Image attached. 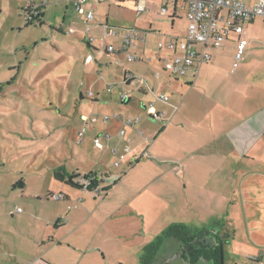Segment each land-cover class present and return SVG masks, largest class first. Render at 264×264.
<instances>
[{
  "label": "rangeland",
  "instance_id": "obj_1",
  "mask_svg": "<svg viewBox=\"0 0 264 264\" xmlns=\"http://www.w3.org/2000/svg\"><path fill=\"white\" fill-rule=\"evenodd\" d=\"M114 5L112 1L98 4L94 25L103 22L106 16L110 23L116 24L115 8L109 11ZM168 8L171 12V5ZM65 13L64 0H0V264H9L10 261L17 264L15 258L20 260L21 253L31 246L29 239L44 230L37 217L49 206L47 202L53 200L45 195L58 192L52 189L60 183L52 176L56 166L64 164L67 169L78 168L81 177L85 171L92 167L94 170L100 164L114 170L109 152L93 146V133H87L83 143L77 144L81 115L107 114L126 118L140 113L138 117L143 118V125L148 126L151 122L146 112L122 105L119 96L125 91L131 97V103L154 101L151 94H138V88L147 91L146 83L150 84V81L158 92L156 94L170 98L167 104L156 101L155 107L160 111H171V115L166 114L171 124L191 118L192 112L195 113L200 105L195 104L196 98L206 99L214 92L218 97L233 98L243 92L251 95L255 90L264 96V22L261 18L245 26L248 44L237 68L232 67L235 50L231 53L217 49L216 70L221 72L223 79L215 80L219 85L212 84L205 90L200 85L190 87L184 79L163 72L161 63L151 58L156 53L162 55L157 47L161 39L149 36L145 45L141 43L130 50L138 55L145 50L150 58L142 54L140 60L125 61L124 55L115 57L105 53L108 41L115 46L112 37L104 40L103 45L98 44V51H94L81 34L82 26L77 29L74 26L73 32H66L71 24L63 20ZM177 13L185 17L183 10ZM154 14H157L156 6L149 15L142 17L150 21ZM157 18L164 20L165 28L170 22L166 16ZM94 25L92 33L101 35V30ZM175 26L178 29L175 27L174 35L184 34L187 20L181 18ZM61 28L62 33L57 31ZM170 32L168 29L164 34ZM88 54L92 61L86 64L84 60ZM65 56L70 59L63 58ZM116 58L119 66L114 64ZM124 69L135 76L129 86L123 82ZM156 72L160 75L158 79L153 78ZM89 91L93 97L99 95L97 101L87 97ZM80 93L83 100L79 98ZM212 98L216 99L215 96ZM188 123H185L186 128ZM154 124L159 128L167 125L159 120ZM191 129L187 128L188 133ZM144 152L146 155L113 186L116 188L114 192L122 188L119 194L124 192L125 197L134 195L135 201L119 210L116 219L111 221L113 252L107 254L102 264H113L115 257L124 259L122 264H140L144 247L175 224L193 230L213 228L220 240L223 264H253L252 258L264 251V151L250 160H209L218 171H225L224 174H215L206 190L192 189L190 183L185 186L183 181L179 187L177 177H166L168 181L162 183L161 177L145 193L134 194L142 184L131 186L136 178L133 171L139 168L138 171L148 173L151 167L146 161L157 160L156 174L168 165L176 168L179 162L170 158L164 160L162 154L156 158L148 149ZM149 173L152 177L155 174ZM125 182L129 185L123 189ZM61 188L65 190L66 187L62 185ZM155 191L164 194L162 204L150 200L147 210H151L153 216L162 207V216L150 226L147 218L142 219L146 223L142 226L134 207L144 196L152 197ZM74 193L81 194L80 191ZM85 194L92 198L95 193ZM18 207L24 212L12 214ZM127 243L129 250L122 247ZM178 248L176 242L170 241L159 252L155 264L169 262Z\"/></svg>",
  "mask_w": 264,
  "mask_h": 264
},
{
  "label": "crops",
  "instance_id": "obj_2",
  "mask_svg": "<svg viewBox=\"0 0 264 264\" xmlns=\"http://www.w3.org/2000/svg\"><path fill=\"white\" fill-rule=\"evenodd\" d=\"M64 2L66 13L63 20L66 19L69 21V24H71L70 28H74L75 26L77 29L78 26H82V34L84 25L83 16L75 11L74 0H64ZM105 3L108 4L109 2ZM161 3L164 4V1L146 0L147 11L137 14L134 7V0L115 1L114 4L116 5H114V7H109V11L111 12V10L115 8L114 13L116 18L114 19V22L116 24L110 23L109 18L106 16L104 17L103 22H96L97 27L101 30V32L102 29L100 25L105 23L111 27L118 28L119 34L112 37L115 41V46L117 47L121 44L122 35L125 30L130 28H135V35L137 38L134 41V46L131 48L132 50L138 44L142 43L145 45L149 36L162 40L164 37L174 34V30L178 29L175 26L176 21L185 17L178 13L174 14L173 12H168L167 15H160L158 13V9ZM98 4H102V2L89 0L88 5L94 6L95 12V8ZM155 6L157 7V14L160 17L166 16L168 21H170L166 28L164 26V20H160V18L158 19L157 17L159 16L157 14H154V16L151 17L152 20L150 21L146 17H142L149 15L151 13V9ZM131 7L134 9H131ZM170 11H172V9ZM256 18L244 25V37L246 32L245 26L253 23ZM168 29L171 30V34H164L168 31ZM57 31L62 33L63 29H57ZM108 39L109 38H105V40ZM107 43L112 44L109 41ZM217 49H225L232 53L233 50H235V36H230L221 46L211 48L209 50L211 59L207 64H204L200 68L195 78L181 79H184L190 87H197V85H200L205 90L210 89L212 84L219 85L215 83V80L223 78L221 77V72L216 70L218 65ZM132 53L137 57L135 60L142 59V54L149 57V53L145 50H142L141 55H138L136 52ZM89 55L90 54H88L87 57ZM160 56V54L156 53L153 54L151 58H153L156 63H161ZM63 58L70 59L68 56ZM86 58L84 62L86 64L91 63V61L86 62ZM125 74H127V77H132V80L125 84V86H129L135 79V76L128 70L124 69L123 80ZM155 74H158V77L156 78L153 76L154 79L160 78L158 72ZM151 82L152 81H150V84L148 82L146 83L147 91L149 93L143 90L142 87L138 88V94L140 96L148 94L152 95L149 89L153 90L154 93H158L153 86L154 84ZM107 91L109 93L112 92L111 89L110 91L107 89ZM98 96L99 95L97 94L94 97H87L93 98L94 101H97ZM212 96H215L216 99L212 98ZM79 98L80 100H83V95L81 93L79 94ZM195 102V104L200 105L194 110L195 113L192 112L191 118L186 120L183 118V120L178 121L175 124H171L172 122H170L167 125H164L163 128L155 127V120H152L149 117L148 118L151 123H149L148 126L143 125L144 120L142 118L139 128H141L140 126L142 124L141 129L145 131L144 137L136 135L132 128L126 129L125 137L130 139L132 149L129 158L133 156H140L148 149L151 151L153 156H156V158H159L157 156L162 154L164 160H169L166 158L179 160V162L175 165L176 168L168 165L169 167L167 166L162 168L158 174H156L157 171L155 170V167L158 168V165L156 164L157 162H155L157 160L155 159L148 160V162L146 161L149 167H151L148 170V173L147 171L146 174L144 171H138L139 168L135 169L133 173L135 172L136 178H133L131 186L135 187V184L137 186L140 184L142 185L136 192H134V194L145 193L148 187L154 185V183L161 177L162 183H164V181L165 183L168 181L166 177H171L173 179L174 177H177L179 178V187L181 186V181H183L185 186L190 183L192 189L197 190L201 188L206 190V186L210 184L212 177L215 176V174H224L225 171L224 169L218 171L211 165L212 162H209V160H250V157L253 158L256 154L264 151V96L261 95V93L257 94L254 90L251 95L243 92L238 93L233 98H226L225 95H223V97H218V95L214 92V95L211 93L206 99L196 98ZM120 103L122 105L133 106L136 111L139 110L140 112L143 110L141 104L145 103V101L138 100L137 104L131 103V97L129 96V99L126 102L122 103L120 101ZM226 106L231 107L228 108ZM162 111H164L165 114L168 113L171 115V111ZM135 114L136 115L131 114L130 116L135 117L140 115V113ZM187 121H189L187 128H192L191 133H188L186 128L185 123ZM95 126L97 130L100 129V131L107 132L110 135V139L105 141L103 148L100 149L94 145L93 146L98 150L106 149L109 152L111 156V168L114 170H111L110 167H107L106 165L100 164L98 168L94 170L92 167V169L87 170L88 172L85 171V175L90 173L110 175L109 179L99 182L102 188H108L106 193L103 196H100L98 193L94 192L96 195L93 194L91 198L88 194H85V192L88 193L93 191L84 189L72 190L65 182L59 181L60 183L57 184L58 186L55 185L56 188H52L58 192H49L45 195L47 199L53 200H51V202H47L49 206H47L45 211L42 212L41 210V215L37 217V220L42 223L44 230L35 234L32 239H29L30 241L28 242L31 243V246L28 251H23L21 253V257H19L20 260H18L17 257L15 258L16 262H18L17 264H102L107 254L113 250L111 244L114 233L112 232L113 230H110L112 227L109 225L113 219H116L114 217L119 213V210L121 211L125 206L131 205L135 200H133L134 195L131 197H125L124 192L119 194L122 191V188L117 190V192H114L116 188L113 186H115V184L121 179L114 178L118 169L113 166L116 155L111 151L112 147H116L117 152H120L122 148V140L117 135V130L120 126L119 122L117 120H111L107 126L98 122ZM146 134L147 136H145ZM151 139H154V141L152 142ZM82 143H78L77 141V144L79 145ZM149 146L150 149L148 148ZM169 151L171 153L170 155L168 154ZM159 161L162 162V159ZM63 165H58L52 170L53 178L55 171H63V173L60 172V174L64 181H67V176L69 174H81L78 168L67 169ZM178 170L180 171L179 174L177 173ZM149 172H153V174L155 173L154 176L152 177V174ZM237 172L238 171H236V173ZM62 185L67 189L65 188L64 190V188H61ZM128 185L129 184L125 182V184H123V189L128 187ZM76 191H80L81 194H75L74 192ZM59 194L64 196L63 199L56 200L52 197L53 195ZM152 194L153 198L146 195L140 199L142 202L138 201L134 207V210L139 213L141 219L138 218V220L140 219L139 222L142 226H145L146 224L144 221L145 218H147L150 226L157 222L162 216V207H159L158 211H156L153 216L150 212L151 210H147L150 200H155V202L157 201L158 205H161L163 201V193L161 194L155 191ZM70 204H74L76 207L67 209ZM23 212L24 211L22 209L19 212L15 209V211H12V214H22ZM132 235L133 233H131V237ZM127 244L128 245L125 244V246H122L123 249L126 247L129 250V243ZM130 246H132V242H130ZM8 257L11 258V256ZM113 260H115L112 261L113 264H122V262L125 261L124 259H118L117 257ZM126 260H128V258H126ZM9 264H15V262L10 261Z\"/></svg>",
  "mask_w": 264,
  "mask_h": 264
},
{
  "label": "built area",
  "instance_id": "obj_3",
  "mask_svg": "<svg viewBox=\"0 0 264 264\" xmlns=\"http://www.w3.org/2000/svg\"><path fill=\"white\" fill-rule=\"evenodd\" d=\"M95 2H110L118 0H94ZM162 1V0H161ZM164 4H160L158 13L160 15L168 14V6L174 14L179 10L185 12V19L187 20V27L184 34L169 35L164 39L158 41L157 47L162 51L160 62L163 71L176 78L193 79L196 77L200 68L207 64L211 55L209 50L211 48L219 47L230 36H235V51L233 57V69L237 68L238 62L241 60L244 50L247 45V39L244 37V25L259 17L264 22V0H163ZM89 0H74L75 11L83 16V34L85 40L98 51V44L103 45L105 38L115 37L119 34V29L111 27L108 24L100 25L102 32L97 36L92 33V27L95 23L94 6H90ZM134 7L137 14L147 11L146 0H134ZM94 26H97L95 24ZM74 28H69L66 32H73ZM135 28L126 29L122 35L120 46L113 44L105 45V52L115 57L119 54L124 55V59L132 61L137 57L130 52L136 40ZM92 61V56L86 58V62ZM114 64L119 66L120 62L117 58ZM123 82L126 84L132 77L124 75ZM158 77V74L155 75ZM111 88H108L110 91ZM149 91L154 96V101L142 103L141 106L146 112L147 116L152 120H159L164 124L168 123V117L164 111H160L155 107V102L167 103L169 97L165 94H156L153 90ZM88 97H93L92 92L87 93ZM129 96L125 93L120 94V101L126 102ZM82 127L77 132L78 143L83 142V138L87 133H93L92 144L97 148H103L105 141L110 139L107 132L97 130L95 124L100 122L107 126L110 120H117L120 124L117 130L118 137L122 140V148L117 152L116 147H112L111 151L116 155L113 166L118 169L114 176L115 179H120L129 169L134 167L140 159L146 155V152L140 156H133L129 158L131 153L130 139H127L126 129L132 128L136 135L144 137V132L139 128L141 118L138 116H127L123 118L120 115L108 116L101 115H81ZM126 138V139H125ZM110 175L90 173L87 177H81L79 183L84 190H90L103 196L106 191L102 188L99 182L109 179ZM56 200L63 199V195H53ZM72 207L68 205L67 209ZM19 212L20 208H16ZM253 264H264V251H261L257 256L252 258Z\"/></svg>",
  "mask_w": 264,
  "mask_h": 264
},
{
  "label": "trees",
  "instance_id": "obj_4",
  "mask_svg": "<svg viewBox=\"0 0 264 264\" xmlns=\"http://www.w3.org/2000/svg\"><path fill=\"white\" fill-rule=\"evenodd\" d=\"M90 47L96 51L92 46ZM87 175H84L83 178L87 177ZM61 177L60 172H54V178L56 180L65 182L72 189H83L79 183V179L81 178L79 174H69L67 176V181H64ZM107 189L108 188H104L105 191H107ZM213 230V228L193 230L183 224L172 225L163 231L161 235L156 236L151 244L144 247L143 253L140 257V264H155L159 252L163 250L170 241L176 242L179 248L183 250L185 248L188 249L186 252L190 253L189 258L182 257L181 253H174L173 256L179 254L180 257L190 264L198 262L200 258H203L212 264H223L220 240L214 245L203 244L200 241L204 236L210 235ZM169 263L170 261L166 264Z\"/></svg>",
  "mask_w": 264,
  "mask_h": 264
},
{
  "label": "flooded vegetation",
  "instance_id": "obj_5",
  "mask_svg": "<svg viewBox=\"0 0 264 264\" xmlns=\"http://www.w3.org/2000/svg\"><path fill=\"white\" fill-rule=\"evenodd\" d=\"M200 241L203 244L214 245V244H216L218 242V234H216L215 230H213V232L210 235L204 236ZM186 251H188V249L185 248L183 250L181 248H178V249L175 250V253H181L182 257L189 258L190 253L186 252ZM166 263L167 262H164V263L160 262L159 264H166Z\"/></svg>",
  "mask_w": 264,
  "mask_h": 264
},
{
  "label": "water",
  "instance_id": "obj_6",
  "mask_svg": "<svg viewBox=\"0 0 264 264\" xmlns=\"http://www.w3.org/2000/svg\"><path fill=\"white\" fill-rule=\"evenodd\" d=\"M85 42L87 43V41L85 40ZM87 46H89V44L87 43ZM169 264H190L189 262H186L182 257H180L179 255H174ZM194 264H212L211 262H208L206 260H204L203 258H200L198 262L194 263Z\"/></svg>",
  "mask_w": 264,
  "mask_h": 264
}]
</instances>
